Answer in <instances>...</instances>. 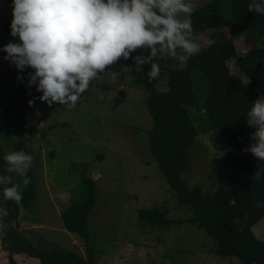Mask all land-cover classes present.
Here are the masks:
<instances>
[{
	"label": "rangeland",
	"instance_id": "374dc122",
	"mask_svg": "<svg viewBox=\"0 0 264 264\" xmlns=\"http://www.w3.org/2000/svg\"><path fill=\"white\" fill-rule=\"evenodd\" d=\"M206 1L185 0L194 9ZM9 16V3L0 0V42L2 24ZM178 18L186 17L181 13ZM193 36L201 46L232 37L239 54L250 46L244 35L232 36L226 27L195 31ZM183 61L179 55L174 59L158 52L160 86L168 69ZM7 63L0 50V147L6 154L14 151L13 125L18 109L14 102L16 72ZM229 63L234 73L247 80L234 60ZM125 66L133 67L132 72H123ZM109 72L120 75L114 81L107 75ZM142 89L141 73L135 71L132 63L120 59L106 68L101 79L92 82L75 108L59 104L49 107L37 100L23 121V140L34 158L31 172L35 199L20 219L18 231L42 250H78L84 256L83 244L63 227L60 212L83 198L85 176L97 184L94 204L87 215L88 234L94 247L92 264H242L236 258L215 254V240L197 223L175 224L166 231L138 219L137 209L154 206L166 210L171 218L191 215L187 206L177 204L150 153L146 132L152 121ZM232 149L212 138L209 132H200L191 147L183 179L189 186L199 185L203 191L212 192L220 185L243 178L236 170L216 173L210 168L212 157L225 156ZM3 206L0 195V208ZM24 221L36 230L22 231L21 226L27 225ZM253 231L264 239V218L253 226ZM1 259L7 264L5 257ZM34 260L38 261L19 254L16 263Z\"/></svg>",
	"mask_w": 264,
	"mask_h": 264
},
{
	"label": "trees",
	"instance_id": "16d2710c",
	"mask_svg": "<svg viewBox=\"0 0 264 264\" xmlns=\"http://www.w3.org/2000/svg\"><path fill=\"white\" fill-rule=\"evenodd\" d=\"M6 1L10 16L2 24L1 49L10 41L18 42V37L10 36L12 0ZM250 2L208 0L191 15L194 32L226 27L232 36L244 35L250 44L244 53L239 54L232 37L213 40L201 46L199 54L170 67L163 86L158 79L148 81L145 74L151 71V64L143 65L142 90L152 121L146 132L148 147L159 172L174 192L177 204L187 206L191 215L184 219L171 218L166 210L154 206L137 209V216L142 223L166 231L175 224L197 223L215 240V254L236 258L242 264H264V239H259L253 231V226L264 218V206H258V203L264 205V162L243 151L249 147V137L254 131L247 126L246 113L257 98L264 99V34L257 35L264 33V16L249 12ZM138 55L147 56L149 52L137 49L132 53L133 57ZM230 60H234L247 80L243 81L230 69ZM126 61L133 64L132 59ZM11 65L16 72L14 102L18 107L13 125L16 138L13 149L29 154L23 140V121L42 93L37 92L35 86H27V73L31 69L21 73ZM18 76H22L23 81ZM200 132H209L223 146L234 148L225 156L212 157L211 170L216 173L236 170L243 178L220 185L212 192L187 184L183 174L188 170V156ZM5 155L0 147V175H12V183L22 185L23 178L6 172ZM28 177L30 183L23 190V215L35 199L31 169ZM82 185L85 195L63 208L60 219L63 227L83 244L84 256L78 250H42L23 236L18 231L23 215L14 202L6 201L3 196V188L12 185L0 184L2 208L9 211L1 221L5 227L0 228V231H7V235L0 238L7 264H16L15 253L35 257L39 264H92L94 247L88 234L87 215L94 204L97 184L93 178L82 176ZM233 198L235 206L229 204Z\"/></svg>",
	"mask_w": 264,
	"mask_h": 264
},
{
	"label": "clouds",
	"instance_id": "9594fccd",
	"mask_svg": "<svg viewBox=\"0 0 264 264\" xmlns=\"http://www.w3.org/2000/svg\"><path fill=\"white\" fill-rule=\"evenodd\" d=\"M247 9L264 16V0H251ZM193 11L194 6L185 0H12L10 36L18 37V42L10 41L0 50L19 72L32 70L27 73V86L42 93L38 97L41 102L49 107L75 108L92 82L101 79L106 68L121 58L132 59L137 73L143 71V65L151 64V71L145 74L151 82L161 75L155 62L158 52L174 59L179 55L181 60L199 54L201 45L193 36ZM181 13L186 17L183 20L178 18ZM137 49H145L149 55L133 57ZM132 70L123 68V72ZM107 75L115 81L120 74ZM246 115L247 126L254 131L243 151L264 162V99L257 98ZM33 159L23 150L4 156L6 172L23 178L19 185L12 183V175H0V184L12 185L3 188L4 199L14 202L21 215ZM229 204L235 206V198ZM8 215L7 209L0 208V221ZM4 227L0 222V228ZM6 235L7 231H0V238Z\"/></svg>",
	"mask_w": 264,
	"mask_h": 264
},
{
	"label": "crops",
	"instance_id": "0c3cea01",
	"mask_svg": "<svg viewBox=\"0 0 264 264\" xmlns=\"http://www.w3.org/2000/svg\"><path fill=\"white\" fill-rule=\"evenodd\" d=\"M220 28V27H219ZM216 29H218V28H216ZM7 64H9V63H7ZM23 223H27V225H24L23 227L21 226V230L23 231L24 230V232H27V230H30V229H32L31 230V232H34L33 230H36V228L37 227H35V226H33V225H31L28 221H24ZM29 223V224H28ZM34 237V236H33ZM1 249V248H0ZM19 254H23V253H15L13 256H14V259H15V262H16V260H17V256L19 255ZM2 256L3 257H5L4 256V253H3V251H2V253H0V264H5V262H2ZM27 256V255H26ZM29 257V256H28ZM23 258H26V257H23ZM33 258H35V257H33ZM6 261H7V259H6ZM37 262H38V264H39V260L38 261H28V263L27 264H37ZM17 264V263H16Z\"/></svg>",
	"mask_w": 264,
	"mask_h": 264
},
{
	"label": "water",
	"instance_id": "95a60500",
	"mask_svg": "<svg viewBox=\"0 0 264 264\" xmlns=\"http://www.w3.org/2000/svg\"><path fill=\"white\" fill-rule=\"evenodd\" d=\"M20 219H21V215L19 214V215H18V220H20Z\"/></svg>",
	"mask_w": 264,
	"mask_h": 264
},
{
	"label": "built area",
	"instance_id": "2783aa9c",
	"mask_svg": "<svg viewBox=\"0 0 264 264\" xmlns=\"http://www.w3.org/2000/svg\"><path fill=\"white\" fill-rule=\"evenodd\" d=\"M41 121H39V124H40Z\"/></svg>",
	"mask_w": 264,
	"mask_h": 264
}]
</instances>
